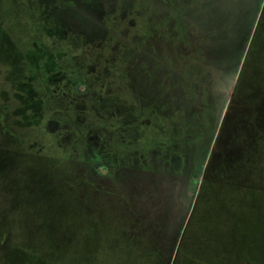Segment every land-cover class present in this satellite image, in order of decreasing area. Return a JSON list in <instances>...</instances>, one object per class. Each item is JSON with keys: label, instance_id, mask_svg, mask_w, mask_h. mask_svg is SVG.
<instances>
[{"label": "rangeland", "instance_id": "374dc122", "mask_svg": "<svg viewBox=\"0 0 264 264\" xmlns=\"http://www.w3.org/2000/svg\"><path fill=\"white\" fill-rule=\"evenodd\" d=\"M263 4L0 0V264H264ZM235 88L262 168L197 197Z\"/></svg>", "mask_w": 264, "mask_h": 264}, {"label": "flooded vegetation", "instance_id": "af4514ba", "mask_svg": "<svg viewBox=\"0 0 264 264\" xmlns=\"http://www.w3.org/2000/svg\"><path fill=\"white\" fill-rule=\"evenodd\" d=\"M259 17L264 18V4ZM252 75H255L253 69L243 70L241 85L243 86V82H247L246 84L251 83ZM84 86L86 88V84ZM238 86L240 87V85ZM76 94L82 96V91H76ZM250 100H252V93H249L248 89H242L240 92H237V88H235V91L230 94V100L223 110L212 148L209 150L210 155L204 165H200V162H198L194 166L191 177L195 180L196 176L199 175L198 172H200V187H205L203 188L204 190L199 188L196 193L197 197L202 193L207 195L212 182L227 185L235 178L243 182H240L243 188H249L247 186V180L254 177L262 168L260 160L256 161L255 166L253 164L249 165L251 162L257 160L252 159L251 156L256 155L258 151V145L256 143L247 142L248 139L253 137L255 126L249 128L248 131L242 125L243 121L246 124L248 123V119L252 114V108L248 105V101ZM256 123L258 124L257 127H260L258 129L263 132V119L259 118ZM258 129H255V134L258 133ZM246 155L247 157L245 159ZM244 264H250V262H245Z\"/></svg>", "mask_w": 264, "mask_h": 264}, {"label": "trees", "instance_id": "16d2710c", "mask_svg": "<svg viewBox=\"0 0 264 264\" xmlns=\"http://www.w3.org/2000/svg\"><path fill=\"white\" fill-rule=\"evenodd\" d=\"M86 86L88 87L87 82H86ZM58 117H60V116H56V114H53V116L51 117L50 120L56 121V123L60 127L61 118H58ZM52 121H49V122L52 123ZM90 123L91 122H88L87 134H86V137H85V141H87V145H88V149L87 150H89V154L86 155L87 158L84 161L86 163L87 162L89 163L88 167L90 166L91 170H92V168H95L97 165H101L102 167L106 168V171L103 172V173H98V174H90L91 172L89 174H87L88 178H90L89 179V183H92L93 181H96L97 183L102 182L101 181L102 177H104V178L111 177V174H114L117 170L118 171L116 172L115 177H119L118 176L119 173L122 172V171H120V166H119V168L117 170H115L114 167L112 166L113 164L111 162V158L106 156V152L102 153V151L104 150L102 148V146H105L104 145V141L102 142V140L100 141L98 139V137H99V134L97 133L98 129L93 124L90 125ZM74 130H75V132L81 133V131H78L77 129H74ZM131 135H133V134H130V136H128L127 139H130L132 137ZM121 169L123 170L124 168H121ZM93 171L96 172L95 169ZM171 244H170V247H169L170 249L172 248ZM169 248H168V251L170 250ZM168 251H167V253H168Z\"/></svg>", "mask_w": 264, "mask_h": 264}, {"label": "water", "instance_id": "95a60500", "mask_svg": "<svg viewBox=\"0 0 264 264\" xmlns=\"http://www.w3.org/2000/svg\"><path fill=\"white\" fill-rule=\"evenodd\" d=\"M171 260H172V258L169 261H171Z\"/></svg>", "mask_w": 264, "mask_h": 264}]
</instances>
